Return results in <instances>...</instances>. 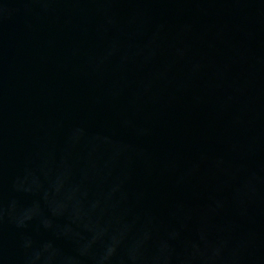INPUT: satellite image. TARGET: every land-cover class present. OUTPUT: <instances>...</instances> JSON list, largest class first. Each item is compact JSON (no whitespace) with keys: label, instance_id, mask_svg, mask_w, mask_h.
Returning <instances> with one entry per match:
<instances>
[{"label":"water","instance_id":"95a60500","mask_svg":"<svg viewBox=\"0 0 264 264\" xmlns=\"http://www.w3.org/2000/svg\"><path fill=\"white\" fill-rule=\"evenodd\" d=\"M0 264H264V0H0Z\"/></svg>","mask_w":264,"mask_h":264}]
</instances>
